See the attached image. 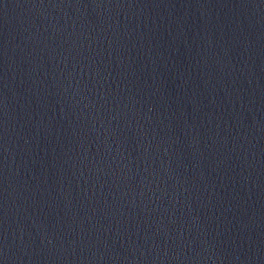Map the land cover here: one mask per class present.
<instances>
[{"label":"water","instance_id":"95a60500","mask_svg":"<svg viewBox=\"0 0 264 264\" xmlns=\"http://www.w3.org/2000/svg\"><path fill=\"white\" fill-rule=\"evenodd\" d=\"M0 264H264V0H0Z\"/></svg>","mask_w":264,"mask_h":264}]
</instances>
